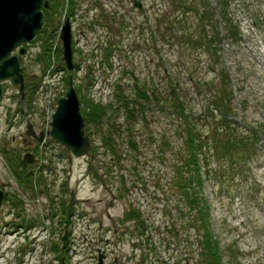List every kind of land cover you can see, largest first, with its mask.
Segmentation results:
<instances>
[{"label":"rangeland","instance_id":"rangeland-1","mask_svg":"<svg viewBox=\"0 0 264 264\" xmlns=\"http://www.w3.org/2000/svg\"><path fill=\"white\" fill-rule=\"evenodd\" d=\"M229 1V12L242 33L240 42L226 38L219 48L221 69L227 71L233 91L230 107L237 122L261 129V126H264V0ZM138 2L142 4V8H136L133 0H54L57 10L52 12L55 22L50 25V31L54 33L49 38L50 47L45 54L47 65L55 66L54 62L60 55L58 51L63 48L62 26H65L68 19L71 28L74 29L72 30L74 31L72 47L76 46L77 50L83 49V56H88L90 59L95 60L98 57L95 62L88 60L87 64H83L74 54V63L75 61L80 63L81 69L68 71L78 77L74 80L76 89L81 85L83 87L79 96L81 102L84 103L85 100L81 94H89L86 98L95 97L98 101L104 102V105H109L110 102L115 101L112 95L113 84L120 78L121 83L128 89L127 87L134 83L133 76L138 79L140 85L149 84L152 90L156 85L155 88H159L161 95L164 96V102L160 105L146 106L142 115L137 117L135 123L138 125L134 135H128L127 132L118 137V153L123 156V159L121 163L114 162L113 175L105 177L110 191L103 189L88 172L89 157L75 159L66 147L54 141L48 148L43 147L33 137L34 140L30 139L32 142L25 144L23 139H27L29 123H25L21 115H15L18 109L16 104L21 103L20 95L15 94L12 86L6 88L4 97L0 100V187L6 184L4 188L6 192L19 195L24 205L26 202L27 210L23 217L27 218L29 215L27 219L40 218L41 223L49 226V232L42 235V243L37 242L44 249L37 246V251L34 252L37 254L34 256V253L24 256L23 251L36 242L32 236L36 232H31V236L23 244L13 245V253L5 255L3 252L10 246L12 238L0 235V264H15L14 261L16 262V259L20 257L25 259L26 264H99L98 254L90 257L88 248H83L80 256L74 257V260H70L67 252L61 250L63 247L61 239L66 233L65 225L61 224L64 218L62 203L65 202V205H68L73 192L76 200L79 201L76 207L88 214L87 221L90 218L95 221V224L90 226L91 231L85 228L84 233L87 235L93 232L99 233L102 243L97 239L93 247L95 251L101 249L103 254H106L104 264H115L113 254L119 255L118 264H172L175 257L178 260L184 257L185 243L180 245L178 241H174V246L169 248L172 235L166 231L172 220V214H167L168 210H173L176 223L180 219L178 218V202L172 200L168 191L169 177L165 172L166 168L162 165V153L166 149V157L169 159L175 154L174 152L184 147L183 137L175 130L182 121L171 116L170 107L172 99H177L176 96H179L180 101L188 106L190 112L203 114V116H210V114L219 116L208 103L214 96V90L221 87L220 71L211 61L212 57L203 49L197 47L182 49L184 46L180 44L184 43V40H175V46H173L170 24L167 23V18L170 19L172 15L170 0H138ZM211 2L216 8L220 4V0H211ZM73 11H77L78 15H74ZM118 13L124 23L130 25L132 29L134 22L128 20L130 17H135L134 19L142 26L147 24L150 29H144L142 32L138 29L123 32L115 21V18H119L116 15ZM145 15L149 17V22L143 19ZM158 19H164L166 22L163 21L161 25ZM219 21L221 30L224 32V21L220 19ZM257 22L260 27H257ZM57 23L62 24L60 29H55ZM90 26L94 30H90ZM115 26L120 31H116ZM196 26L194 25L193 30ZM110 38L114 40L113 47L118 48L111 60L114 66L113 71L106 65L104 67L101 65L102 59L105 58L104 50L108 46L106 41ZM43 44L42 40L25 46L28 53L24 56V66L30 81L29 87L33 93L30 90V94L27 95L24 109L28 115L30 109L34 110L35 114L29 115V121L36 135L44 133L45 139L52 140L47 135L51 129L52 116L56 111L58 99L69 90V87L62 82L65 75L63 71L59 72L56 78L60 90L55 91L51 100L49 98L44 100L46 96L43 92L35 93L37 80L42 78V70L47 66L44 67L40 61L44 52ZM96 46H99L98 51L95 50ZM60 57H63V54ZM98 59L101 67L97 65ZM90 67L92 69H89ZM93 75L97 78L94 88L85 87L87 82L82 80L92 78ZM174 86L177 92H173V97L170 99L169 95ZM15 95L18 96V100L12 98ZM163 103L168 104L166 108ZM81 106L83 111L85 107L82 103ZM207 109H210V112H206ZM112 121L122 125L124 130L129 123H133L125 112L115 113ZM208 123L217 122L211 120ZM104 127L107 129L106 125ZM134 136L138 151L129 148L127 143L129 138ZM101 138V134L92 136L96 150L94 153L97 156L95 163L103 165L104 161H109L110 153L106 152ZM153 140L157 142L154 143ZM261 140L258 148L259 156L246 164L245 176L232 185L230 192L221 197L218 195L219 192L217 193L216 186L211 184L212 182L205 187V195L210 200L215 234L223 246L238 244L243 252L244 264H264V134L261 135ZM164 141H168L169 146L162 147ZM6 149L12 152L15 150L22 157L26 153L34 155V162L30 165L34 175L30 178L29 189L20 186L16 181L4 153ZM57 152L64 158H54ZM167 164L170 163L167 162ZM50 167L54 171H50ZM104 170L101 169V172L104 173ZM157 172L160 177L158 180L163 188L158 192L153 188L150 189L155 184L153 175H157ZM139 176L144 177L145 183L148 184V191ZM123 180L125 185L122 184ZM121 186L128 189L124 197L120 196ZM35 189H37L36 192ZM54 199L56 200L53 201ZM112 202L113 205H111ZM55 204L58 208L54 206L52 209L51 205ZM133 210L143 216L147 229L143 238L147 241L145 243H149V247L146 244L144 247L140 246L144 242L136 232L137 218L135 217L132 221L125 220L127 212ZM13 213L12 205L4 202L0 209L1 228L7 225L8 221L18 222ZM48 213L58 214L57 217L55 215L54 226L50 225V220L45 219ZM87 221L79 222L76 227L80 228ZM72 228L71 224L68 228L70 239L73 237L70 233L73 232ZM76 232L74 229V235ZM115 232L118 235H115ZM121 233H125V236L122 237ZM104 240L110 241V244L106 246ZM191 242L192 249L198 251L196 239H192ZM41 250L44 251L43 254Z\"/></svg>","mask_w":264,"mask_h":264},{"label":"trees","instance_id":"trees-1","mask_svg":"<svg viewBox=\"0 0 264 264\" xmlns=\"http://www.w3.org/2000/svg\"><path fill=\"white\" fill-rule=\"evenodd\" d=\"M170 1L172 15L170 19L167 18V23L170 24L171 39L174 42L173 46H175V40H184V43L180 44V46H184L182 49L194 47L203 49L212 57L211 61L217 66L216 68H219V77L221 79V87L218 90L216 89V91L214 90V96L208 103L209 107H213L219 116H213V114H210V116L194 114L190 112L185 103L180 101L179 96H176L177 99H172L171 102V116L182 121V123H179L175 127V130L183 137L184 147L174 152L175 154L169 159L166 157V149L162 153L163 162H161L164 165L163 167L166 168L165 172L169 177L168 191L171 194L172 200L174 199V201L177 200L175 202H178V218L180 219L176 223L173 218L175 217L173 210H168L167 214H172V220L166 231L172 235L170 236L172 243L170 242L169 248L174 246V241H178L177 243L180 245H183V243L186 245V253L184 257H181L183 259L180 258L178 260L175 257L172 264H189L190 262H193V264H244L243 252L238 247V244L234 243L223 246L221 240L215 234L211 219L210 200L205 195V187L209 185V182H212L211 184L216 186L217 193L219 192L218 195L221 197L223 194L230 192L232 185L245 176L246 172H244V169L246 164L259 156V137L264 134V126L262 125L261 129L252 128L246 123H239L235 120L236 116L233 115L230 107L233 100L230 77L226 70L221 69L222 66L219 62V48L222 41L229 38L232 41L240 42L242 40V33L229 12V0H220L217 8L213 7L211 0ZM49 3L50 7L43 9L45 27L36 40L37 43L43 40L44 43V52L40 57L43 65H46L47 62L45 54L50 47L49 38L54 33V31H50V25L55 22L52 12H56L57 10L54 0H50ZM219 19L224 21V32L221 30L222 26H220L221 22ZM163 21L164 23L166 22L164 19H158L161 25ZM194 25H197L195 30H193ZM257 27H260L258 22ZM44 34L45 38H43ZM150 39L152 40V38ZM113 41L112 38L106 41L108 46L104 50L105 58L101 64L103 67L106 65L111 71H113L114 67L111 62L112 57L118 51L117 47H113L115 45ZM60 56H62V50ZM76 67L78 68L79 66L76 64ZM89 69L92 68L90 67ZM66 71L67 77L65 81L67 87H69L70 78L73 77L74 80H77V77L67 69ZM133 80L134 83L131 86L129 85L128 89L121 83L120 78L113 84L112 95L115 101L110 102L109 105H104L101 101L96 102L94 98H86L89 97V94H81V97H85L84 103L81 101L80 103L85 107L82 115L85 118L88 129L93 126L90 129H93L94 134L102 135V145L105 147L106 152L110 153L109 161H104V166L100 164V169L104 170L105 168L104 175L107 177L114 173V170H112L114 162L121 163L123 159V156L118 153V137L120 138L123 133L127 132L129 133L128 135H134L136 132L135 128L138 125V123H135L137 117L142 115L146 106L160 105L161 102H164V96L163 94L161 95L159 88H155L156 85L152 86V90L149 84L144 83L140 85L135 76H133ZM82 81L87 82L85 87H90L94 84V79L90 77ZM205 86L206 88L209 87L208 84ZM30 90L33 93L32 89L29 88L27 95L30 94ZM76 90L78 96H80L83 90L82 85L77 87ZM173 92H177L175 86L171 89L170 99L173 97ZM163 104L165 105L164 108L168 105L167 103ZM119 112H125L130 121L133 122L129 123L126 130L123 129L122 125L113 121L111 122L114 114ZM206 112H210V109H207ZM211 120L217 123H208ZM105 125L107 129H105ZM136 141L135 136L129 138L127 141L129 148H132L134 151H138ZM152 142L156 143L157 140H153ZM166 145L169 146L168 141L162 143V147ZM94 151L96 150L94 149ZM4 153L6 154L8 164H10L12 173L16 177V181L20 186L29 189L28 185L32 177L30 165L26 164L20 153H16L15 150L12 152L6 149ZM167 162L170 164H167ZM158 172L160 173V171ZM159 173L153 175L155 176V184L150 187V189L153 188L156 192L163 190L159 181ZM139 178H141L146 191H148V184L145 183L144 177L139 176ZM122 184L125 185L124 180ZM119 189L121 197H124L128 193V189L124 186H121ZM153 194L155 195V192ZM65 204V202L62 203L64 218L61 224H65L67 214V205ZM15 205L19 206L20 202L15 203ZM135 217L138 221L136 223L137 235L144 242L140 246L144 247L146 244L149 247V243H145L146 240L143 238L147 230L143 216L133 210L127 212L125 220L132 221ZM194 238L196 239L198 251L192 249L193 243L191 240Z\"/></svg>","mask_w":264,"mask_h":264},{"label":"water","instance_id":"water-1","mask_svg":"<svg viewBox=\"0 0 264 264\" xmlns=\"http://www.w3.org/2000/svg\"><path fill=\"white\" fill-rule=\"evenodd\" d=\"M141 8V3H135ZM49 2L44 0H0V100L4 96L6 82L17 87L19 93L25 97V78L22 74L20 56L14 55L18 50L21 56L26 53V45H31L44 28L43 8H49ZM63 43V61L69 71L74 70L73 48L71 40V29L67 22L61 33ZM85 119L81 113V104L78 93L71 77L70 87L67 94L58 100V107L53 116L51 130L48 135L59 145H62L73 152L76 158L89 157L87 169L95 180L101 184L103 189L109 190L104 175L95 165V156L90 154L91 141L85 132ZM26 135L43 142L44 133L36 135L31 124L27 127ZM25 162L32 164L34 155L26 154ZM6 185L4 184L3 187ZM8 195L2 192L0 187V207ZM76 196L71 194L67 207L66 233L62 238L64 248L68 243V227L71 223ZM99 264H103V256H100Z\"/></svg>","mask_w":264,"mask_h":264},{"label":"built area","instance_id":"built-area-1","mask_svg":"<svg viewBox=\"0 0 264 264\" xmlns=\"http://www.w3.org/2000/svg\"><path fill=\"white\" fill-rule=\"evenodd\" d=\"M135 0H133V2H134ZM77 9V8H76ZM73 14L74 15H78V12L77 11H73ZM116 15H118V17H119V13L118 14H116ZM135 17H133V18H129L128 20H130V22H134V24L132 25L134 28L132 29L131 27H130V25H126V23H124V20H123V18H115V21L116 22H118V24L120 25L119 27L121 28V30H123V32L124 31H130V30H135V29H138V31H141L142 32V30H149L150 28V26L149 27H147V24H143V26L139 23V22H137L136 21V19H134ZM143 19L145 20V22H149V17H147L146 15L143 17ZM68 20V19H67ZM112 20V19H111ZM112 22H113V20H112ZM71 24H73V23H71ZM114 25H115V23H114ZM115 29H116V26L114 27ZM72 30H74L73 29V27H72ZM90 30H94V28L93 27H91L90 26ZM120 31V29H118V27H117V29H116V31ZM113 31V30H112ZM72 36H74V31H72ZM81 51H83V49H80ZM96 51H98L99 50V46H96V49H95ZM84 58H85V61H84V63L85 64H87V61L89 60V61H94L95 62V60L98 58V57H96L95 58V60H93V59H90L88 56L87 57H85V55H84ZM54 64H55V66H52L51 67V69L47 72V74H46V76L44 77V79H43V82H42V85H41V88H40V91L39 92H43L44 94H45V96L46 97H44V100L46 99V98H49L50 100L52 99V97L55 95V91L57 90V91H59L60 90V87H59V83H58V81L56 80V78H57V74H55V75H53L52 74V72L53 71H55V67H56V60H55V62H54ZM97 65L99 66V59L97 60ZM53 77H52V76ZM59 77V76H58ZM45 91V92H44ZM38 92V93H39ZM94 97V96H93ZM94 99H95V101L96 102H99L95 97H94ZM102 102V101H101ZM104 103V102H103ZM53 117V116H52ZM87 216H85L84 215V213L82 212V210L81 209H77V211H76V213H75V215H74V217H73V228H72V230H73V232L71 231V235H73V237H71V244H70V248H71V250H70V255H72L73 256V258L75 257H77V256H80V251H82V249L83 248H88L87 250H89V251H87V252H90L91 250H93V244H94V242L98 239H100V235H99V233H96V232H93V233H90V235H87V233H84V230H85V228L86 229H88V231L90 232L91 231V227L90 226H92L91 225V218H90V220L89 221H87V219L88 218H86ZM89 217V216H88ZM38 219V218H37ZM87 221V222H85L84 224H83V226H81L80 228H78V227H76L77 225H79V222H81V221ZM50 225H51V222H50ZM46 226H48V225H46ZM74 229H75V231H77L76 232V235H74ZM32 232H36V234H34V235H32L33 237H34V240H36V242H34L33 244H34V246H35V252L37 251V246H40V247H42L40 244H38L37 242H41L42 243V235L43 234H45V233H48L49 232V226L48 227H45V226H42V227H37L36 229H34ZM81 233H84L83 235H80ZM25 235H28V236H31V232H29V233H27V234H25ZM79 236V237H78ZM92 238H93V240H92ZM44 239V238H43ZM42 249H44L43 247H42ZM81 249V250H80ZM80 250V251H79ZM41 252V254H43V250H41L40 251ZM37 254V253H36ZM35 253L33 254V256L34 255H36ZM90 256H93V254H90ZM114 256V255H113Z\"/></svg>","mask_w":264,"mask_h":264},{"label":"flooded vegetation","instance_id":"flooded-vegetation-1","mask_svg":"<svg viewBox=\"0 0 264 264\" xmlns=\"http://www.w3.org/2000/svg\"><path fill=\"white\" fill-rule=\"evenodd\" d=\"M46 2H47V0H45ZM28 53V50H27V47H26V53L25 54H27ZM25 54L23 55V56H21V51L20 50H18V51H16L15 53H14V55H18V56H20V63H21V68H22V74H23V76H24V78H25V97L23 98L21 95H20V93H19V90H18V88L17 87H14L10 82H6L5 83V85H6V88H9V87H13V90H15V94H18V95H20V99H19V101H21V103H18V104H16V106H17V110H16V114L15 115H17V116H19V115H21L22 116V118L24 119V118H26L27 116H29L30 114H35L34 113V110L33 109H30V111H29V115H28V113H26L25 111H26V109H24V105H25V103H26V100H27V92H28V90H29V85H30V81H28V78H27V73H26V68H25V66H24V56H25ZM5 91H6V89H5ZM4 94H5V92H4ZM4 97V96H3ZM12 98L13 99H15V100H18V96L17 95H15V96H12ZM16 103V102H15ZM28 112V111H27ZM23 121H25V123H30V121L26 118V120H23ZM86 124V123H85ZM85 131H86V133L88 132V130H87V125H86V128H85ZM30 139H32V140H34L32 137H29V136H27V139H23V142L25 143V144H28V142H32ZM67 149V151L71 154V155H73V152L71 151V150H69L68 148H66ZM27 152V151H26ZM3 185L4 184H2L1 185V189H2V192L4 193V194H7L8 195V197H7V199L8 198H11V197H13L14 196V193H8V192H6L5 190H4V188H6V186L5 187H3ZM114 203L112 202L111 203V205H113Z\"/></svg>","mask_w":264,"mask_h":264}]
</instances>
